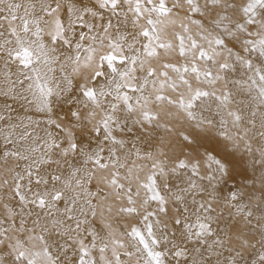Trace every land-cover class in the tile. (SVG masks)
<instances>
[{"label":"snow or ice","instance_id":"snow-or-ice-1","mask_svg":"<svg viewBox=\"0 0 264 264\" xmlns=\"http://www.w3.org/2000/svg\"><path fill=\"white\" fill-rule=\"evenodd\" d=\"M0 264H264V0H0Z\"/></svg>","mask_w":264,"mask_h":264}]
</instances>
